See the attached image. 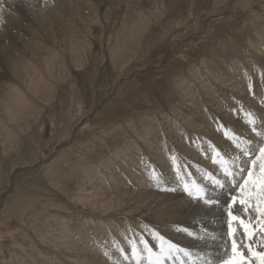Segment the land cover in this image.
<instances>
[{
    "label": "rangeland",
    "instance_id": "rangeland-1",
    "mask_svg": "<svg viewBox=\"0 0 264 264\" xmlns=\"http://www.w3.org/2000/svg\"><path fill=\"white\" fill-rule=\"evenodd\" d=\"M38 1L0 0V39L5 40L8 49L6 60L0 62V264H87L89 259L91 264H118L112 251L120 255V262L139 264L137 250L144 243L148 246L144 238L154 241L161 233L159 226H148L147 188L154 180L140 175L139 171L147 173L140 168L171 171L168 176L175 185L186 189L193 183L187 179L182 182L179 174L188 171L197 178L206 165L215 169L225 157L232 162L229 152L236 159L234 170L241 173V168H251L245 152L264 145V122L259 137L251 139V126L261 118L247 122L250 119L246 111L231 114L225 106L213 111L223 113L219 115L221 119L242 116V123L246 122L249 128V132L240 131L238 125L228 141L230 147L214 142L219 150L213 151L215 144L205 134L196 132L198 129L189 130L196 144L189 146L190 153L172 148L189 142L186 135H182L183 141L180 137L169 141L172 145L166 139L153 141L147 136L148 127H154L162 137L173 125L169 117L175 114V119H180L179 113H184L180 109L192 107V92L203 98L211 93L208 88L215 85L213 97H218L222 85L216 78L232 73L227 65L233 59L244 63L251 82L254 80L259 91L264 90V82L253 70L252 62L255 57L264 61V0H93L96 7L84 12L86 22L90 23L97 7L101 9L99 13L103 12L89 38L83 36L75 15L72 25L67 21L71 3L79 8L85 0H62L63 6L50 0L44 8H48V13L34 8ZM26 19L31 24L28 21L25 27L21 26ZM26 32L29 37L24 35ZM15 35L25 37L27 45L39 46L36 49L42 58H34L30 49L22 46L21 37L20 47H12L9 42ZM71 35L90 43L76 57L64 44L66 36ZM53 47L61 57L44 64L42 59ZM21 59L32 70L18 77L12 66ZM258 97L255 102L264 106V96ZM23 101V108H18ZM205 107L198 112L207 115ZM7 108L12 110L11 119L5 113ZM209 115L202 120L195 112L187 116L211 125L215 115ZM225 127L233 129L228 122ZM198 137L211 149H203ZM147 143H157L154 154H148ZM135 145L138 148L132 155L141 154L145 158L142 164L134 157L128 161V154L122 151ZM110 168H116L124 181L113 180L115 170ZM136 172L139 176L130 180V174ZM254 173L260 175L259 161ZM125 187L131 188L129 197L136 202H126L131 209L142 206L146 212L141 218L115 215L104 222L99 216H89L99 206L94 207V202L110 201ZM239 189L249 196L256 193V188ZM252 200L251 206L260 213L257 209L264 208V199ZM155 211L159 209L154 208L151 213ZM111 221L114 225L105 235L101 228L108 227ZM64 224L76 235L75 240H70L79 244L78 249L74 248L77 250L66 249L68 235L61 238ZM117 229L121 231L119 237ZM86 233H92L99 241L84 238ZM259 244H263L262 240ZM180 253L189 256L193 251L181 248ZM72 255L82 258V262L72 260Z\"/></svg>",
    "mask_w": 264,
    "mask_h": 264
},
{
    "label": "bare ground",
    "instance_id": "bare-ground-1",
    "mask_svg": "<svg viewBox=\"0 0 264 264\" xmlns=\"http://www.w3.org/2000/svg\"><path fill=\"white\" fill-rule=\"evenodd\" d=\"M92 1L93 0H85L84 1L85 3H82L83 7H81L80 5L79 8H77L75 5L71 3L70 9L67 11V17H68L67 21L69 22V25L73 24L72 18L75 15L78 18V21L83 28V33H82L83 36L87 38H89L91 32L102 20V17L100 18V14L103 11L99 13V10L101 11V9L97 7V10L91 13L92 16L90 23L86 22L85 20L86 15L84 12L89 13V10L93 11L94 7H96L93 6L96 3L92 4ZM57 3L63 6L62 0H57ZM36 4L37 5L34 7L35 9L48 13V8L47 9L44 8L50 5V0H39ZM101 16H103V14ZM128 18L130 17L128 16ZM109 19H107V21H109ZM124 20L126 21V19ZM28 21L31 24V20L26 19L24 22L21 23V26L25 27L24 24L27 23ZM8 22L10 23L11 21ZM65 22L66 20L61 22L60 25L63 26V23L65 24ZM24 35H27V32ZM19 37H21V39L23 38V36H16V35L11 38V41L9 43L12 45V47L14 48L20 47L21 40L19 39ZM24 38L22 39L23 40V42L21 43L22 46L29 48L34 58L41 59L42 55L40 51L36 49L37 46L35 47V45L33 44L27 45L25 43ZM262 41H264V39ZM10 44L8 46H10ZM64 44L75 53V57L78 56V54L82 50L86 49V46H88L89 48L90 45V43L87 40L81 41L79 40V37H77L76 35H71L69 37L66 36V41L64 42ZM6 50L8 49L6 47L5 40L0 39V62H4L6 60L7 57L5 55L8 56V53L6 54ZM60 57L61 54L59 50L53 47L51 53L44 56L42 61L44 62V64H48L52 59H59ZM252 60H253L252 62L255 63L253 70H255L256 73L258 72L260 76L259 78H261L260 80H263L264 82V61L257 57L253 58ZM227 67L228 68L230 67L229 70H232V73H226L216 78V80H220V84L222 85V87L218 88V90L220 91L218 97L216 98L213 97L216 94V92H215V85L212 84L211 85L213 86V88L211 87L208 88V90H210L211 93H208V95L206 94V96H204L203 98H199V96H196V93L192 92L193 94L190 95L191 98L189 100L191 101V99L192 100L195 99V102L191 103L193 104L192 107H190V105L189 106L187 105L186 111L180 109L182 112H184L182 113L183 115L179 113L178 116L181 117L180 119L176 120L175 114H173L172 118L169 117V121L173 122V125L170 124L167 131L166 129L163 130L166 131L165 134H163L164 138L163 136L159 138V132L158 130L154 129V127H148L147 129L148 138H151V140L153 141H160L162 139H166L168 144L172 145L170 142L173 139L176 138L178 139L180 137V139L183 141L182 135L184 136L186 135V137L188 136L187 139L189 140V142L187 141L186 143H182L183 145L181 144L172 145L173 146L172 148L174 149V151L177 148H179L185 153L186 152L190 153L191 149L189 148V146L194 147L196 144H194L195 139L194 137H192V132H190L189 130L192 129V131H196L198 129V131L196 132L205 134L204 136H206L210 140V143L215 144L214 142H217L218 144H225L230 147L231 143H229L228 141L232 133H235V130L238 127V125H240V127L238 128L240 129V131H244L245 129H247V131L249 132V128L246 122L242 123V116H239L238 119H236L234 117L235 115H229L228 119L225 118L221 119L219 115H222L223 113L219 114L217 113V110H219L224 106L227 107L228 109L227 113L230 112L231 114H233L234 111H239V110L246 111L247 114L249 115L247 119H250L247 122H252L254 117L261 118L260 122H258L257 124L254 123L256 124L255 126H251L252 130L254 131V137L251 139L255 140L257 137H259V135L262 132V127L264 122V106L262 105L263 103L258 105L255 102V100L259 98L258 97L259 95L264 96V90L259 91L256 88V86L253 84L254 80L251 82L252 78L248 74L247 67L245 66L244 63H242L238 59L237 60L233 59V62L228 63ZM12 68L15 70V71L13 70L14 71L13 73L18 77L27 75L32 70L31 65L23 62L22 59L14 63ZM226 71L228 70H225V72ZM262 88L264 89V83L262 85ZM250 95H252L253 100L250 99L251 97ZM209 96L212 97L208 98ZM238 101H240V103L243 102V105L241 106V104H238ZM19 104H18V108L21 109L23 108L25 102L23 101L21 103L22 105ZM205 105H206L205 108L208 112L207 115L203 114V111L198 112V109L200 107H204ZM214 108L217 110L213 111ZM189 112H195L198 118H201L200 120L207 119L206 118L207 116L210 117L209 114H212V116L215 115L213 117L214 122H212L213 123L211 124L212 126L210 124H205V122H203L202 124L201 122L196 121L199 120L198 118L195 120L193 119L194 117L190 118L189 116H187ZM5 113L11 119L12 117L11 108H7ZM172 119L176 121L175 124ZM183 121H186V123H183ZM196 122L198 125H196ZM227 122H228V126L233 129L229 130L228 128L225 127V124ZM241 123L243 124L242 127H241L242 125ZM157 126L163 127L161 123L159 124L157 123ZM223 137H226L227 141L222 142L221 139ZM197 140L201 143L200 146H202L203 149H206L208 147L209 143H206V141H200V137H198ZM146 141L148 142V140ZM218 144H215L214 146L211 147L213 151L219 150ZM155 145L153 143H147L148 154L151 155L154 154L152 152L155 150ZM200 146L197 145V148L200 149ZM137 148L138 145H135L134 147H130V146L125 147V149L122 150L128 154L126 157L128 161H130V159L134 157L132 154H134L133 151ZM211 148L208 147V149ZM229 153H231L230 159L232 160V162L228 160L227 157H225V159L221 161V164L219 166H216L217 168H220L222 172H218V169L216 167L215 170L213 167L209 165H206L207 167H205V169L201 168V174H198L199 176L197 178L192 176L188 171L185 174L181 172V174L183 175L179 174L178 176L179 180H181L182 182H187L185 180L187 179L192 181L193 183L191 186L185 187L188 189V191L175 185V182L172 181V178L168 176V174L171 175V171L165 172L162 171L161 169L151 170L150 168L146 169L145 167L140 168L141 170H146L147 172V173H142V171H139L140 175L144 174L146 178L149 176L154 181H156V182L150 181L151 183L149 182L147 188L148 190V220L147 221L149 228H153L154 225H157L159 226L158 228H161L160 229L161 233L159 232V238H157L154 241L151 240L150 238L148 239L144 238V242L148 241L147 247L150 248L152 251L150 256L149 252L145 248L146 243H144L145 245L141 246L137 250L140 259L139 264H149V259L155 260L160 253V248L163 247L164 249L167 250L169 248V244H171L173 247L170 253L164 257L163 264H222L223 261H229L233 259L240 260L241 258L243 259L244 264H262L261 257H264V215L255 212V209L251 206L252 203L254 202L252 199L256 200L257 197L258 198L260 197L259 189L256 188V193H252L251 196L247 195V192H245L244 194V192L239 189L241 187L237 185L243 184V180L246 179V173L243 176L241 175L240 172L234 170L233 161L236 159H234L232 152ZM133 159H138L140 164H142L145 160V158L142 157L141 154L134 157ZM133 159L132 161H134ZM225 169L231 172L232 175L229 176L224 174ZM114 170H115V174L111 176L113 180L118 181L119 178H122L123 180L124 177L121 176L119 172H117L116 168L111 169L112 172ZM137 174H138L137 172L135 174L131 173L129 177L130 180L132 178L136 179V177L139 176ZM102 176L104 177L105 175ZM255 176L257 177V174H255ZM91 179L92 177L90 178V180ZM105 184H107V181L104 184H102V187ZM213 185H215V187H213ZM141 187L139 188L141 189ZM92 188H90V190ZM145 188L146 187L142 189L144 190ZM247 188L250 189L253 187L249 186ZM189 191L192 193L191 196L189 195ZM131 194H132L131 188L125 187V190H123L122 188L119 189V192L116 193V198H114L115 200L111 198L112 200L110 201L107 200L108 202L106 201L105 203H102L103 201L94 202L95 203L94 207H96V205L99 206L98 208L96 207L93 211H91L89 216H93V217L99 216L104 220V222H108L109 219L106 220V218L113 217L115 215H117L118 218L119 217L135 218V216L140 215L141 218V215L143 213H146L144 212L143 207L135 206L134 209H131V206L126 203L128 202L133 204L135 202L134 199L129 197L132 196ZM104 195L103 194L101 195L102 198ZM197 197H200V199H197ZM205 197L211 200L212 203L211 204L204 203L203 198ZM233 198L236 199L237 201L236 204H232ZM240 200H244L245 205H241L239 203ZM153 207L155 209H159V211H155V213H151L152 211H154ZM138 211H140V213H138ZM229 213H231L233 216L243 219L245 224H248L250 235L244 232V229L239 225L238 220L237 221L232 220ZM128 214L131 215L129 216ZM156 216H158V219H156ZM147 221L145 220V222ZM89 222H91V220H89ZM113 222L114 221L107 223L109 229L108 227L101 228V231L105 232V235H107L110 232L111 228L113 227L112 225H114ZM64 225L65 227L63 229H65V232H63L64 236L61 238L63 240L66 234L68 235L69 239H66L65 237L66 242L64 243L65 245H67L66 249L77 250L78 249L77 246L79 244L77 245V243L74 242L76 235L74 236L71 229L66 228V224ZM87 225H84L83 227L87 228ZM230 225H231V232H230ZM154 230L157 231V229ZM95 232L97 233L98 231ZM115 232H117L116 235L117 237H119L121 231L117 229V231ZM84 238H89V240L91 239L90 241H95V240L97 242L99 241V239L97 237L96 239L92 233H88V234L86 233L84 235ZM161 238H163V242H161ZM70 239H74V240L72 241ZM233 240H235L237 243V250L241 254L240 256H237L232 250ZM260 240H262L263 242V244L261 245L259 244ZM68 246L70 247L72 246L73 248L72 247L69 248ZM181 248H189L193 251V253L189 256H184L180 253ZM112 254L115 256L114 261H116V263L125 264L123 261L120 262L121 259H119L120 257L119 254L117 255L115 251H112ZM72 257H71L72 260L82 262L81 260L82 258L78 259L77 257L76 258L74 257L72 258ZM90 261L91 260L89 259L87 264L88 263L91 264L92 262Z\"/></svg>",
    "mask_w": 264,
    "mask_h": 264
},
{
    "label": "snow or ice",
    "instance_id": "snow-or-ice-1",
    "mask_svg": "<svg viewBox=\"0 0 264 264\" xmlns=\"http://www.w3.org/2000/svg\"><path fill=\"white\" fill-rule=\"evenodd\" d=\"M2 11V9H0ZM245 155L249 157L248 161L246 163L251 164V168H241V175L246 173V179L243 180L242 185H237L242 188V190H245L247 187L251 186L253 188H258L259 189V195L262 199H264V145L259 146L257 149L251 150V152L246 151ZM260 162V175L258 177L255 176L254 174V169L256 168L257 162ZM225 174L231 176L232 173L229 172L227 169H225ZM155 178V177H154ZM188 191V189H185ZM189 195L191 196L192 193L189 191ZM197 199H200V197H197ZM204 203L206 204H211L212 201L207 199L206 197L203 198ZM236 199H232V204H236ZM239 203L241 205H245L244 200H240ZM257 211L261 213V215H264V208H258ZM233 221H237L241 227H243L245 233H249V227L248 224H245L244 220L241 218H238L236 216H233L231 213H229ZM230 232H231V225H230ZM161 242H163V238H161ZM172 245L169 244V248L166 250L163 247L160 248V253L156 257L155 260L149 259V264H163L164 257L170 253L172 249ZM146 250L149 252L151 256V249L145 245ZM232 250L233 252L237 255L240 256L241 254L237 250V243L235 240H233L232 244ZM262 259V264H264V257H261ZM222 264H244L243 259L241 258L240 260H229V261H223Z\"/></svg>",
    "mask_w": 264,
    "mask_h": 264
}]
</instances>
